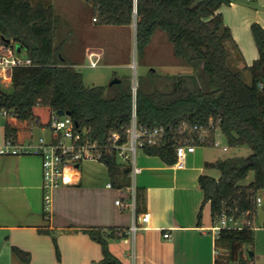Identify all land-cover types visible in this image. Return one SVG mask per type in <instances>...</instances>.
<instances>
[{"label": "trees", "instance_id": "1", "mask_svg": "<svg viewBox=\"0 0 264 264\" xmlns=\"http://www.w3.org/2000/svg\"><path fill=\"white\" fill-rule=\"evenodd\" d=\"M87 1H92L97 24L135 25L140 57L156 32L163 30L174 45V54L193 68L191 74L177 75H162L151 68L139 76L138 122L171 128L163 143L144 149L147 154L171 165L177 162L176 146L184 136L194 135L197 146H213L194 130L179 133L184 122L202 128L213 125L212 139L216 128L230 146L248 145L252 149L248 157L229 156L206 162L205 167L219 170L220 177L202 174L200 185L215 222L228 215L243 223L241 228L221 229L215 240V264H254L248 247L255 241L253 218L259 191L264 190V27L252 24L259 56L240 70L229 64L226 42L233 34L220 12L232 0ZM57 19L51 2L0 0V37L14 40L22 46L21 52L33 59V65L13 70L10 93L4 92L0 84V109L7 112L6 139L22 143L34 136L36 128H48L54 111L65 110L80 127L91 128L92 139L107 146L102 163L113 184L130 188L132 167L119 163L117 151L110 146V135L117 132L121 143L127 141L134 108L132 80L123 77L113 85L86 86L83 73L64 56V42L60 47L55 44ZM246 71L250 81L246 80ZM252 171L254 180L242 184ZM145 210L144 190L137 188V215ZM201 216L202 212L200 220ZM85 231L102 245L103 264H123L111 253L107 240L126 236L124 231ZM13 250L19 256L27 255L25 262L29 261L28 253L17 247Z\"/></svg>", "mask_w": 264, "mask_h": 264}, {"label": "crops", "instance_id": "2", "mask_svg": "<svg viewBox=\"0 0 264 264\" xmlns=\"http://www.w3.org/2000/svg\"><path fill=\"white\" fill-rule=\"evenodd\" d=\"M220 12L233 34L226 42L229 64L243 70L259 56L251 26L257 22L264 27V0H232ZM70 43L66 37L63 54L75 66ZM81 47L82 56L94 58L98 54L91 53L88 46ZM5 141L4 122L0 123V145ZM218 159L224 158L208 146H197L184 165H170L139 149L136 164L142 170L133 178L132 186L136 191L144 190L146 210L140 215L148 213L150 220L144 224L139 221L142 228L134 234L129 231L139 215L137 207L129 206L132 192L114 184L107 186L112 182L107 167L102 177L84 179L81 173L78 184L56 187L51 213H46L41 157L0 155V264H103L102 245L85 231L91 228L126 233L107 240L111 253L123 264H215V221L210 203L205 202L200 176L208 174L206 162ZM118 199L123 205L116 203ZM167 232L170 238L164 237ZM120 244L131 249L126 252ZM13 247L28 253L29 261L25 262L28 256H19ZM126 256L133 258L127 260Z\"/></svg>", "mask_w": 264, "mask_h": 264}, {"label": "rangeland", "instance_id": "3", "mask_svg": "<svg viewBox=\"0 0 264 264\" xmlns=\"http://www.w3.org/2000/svg\"><path fill=\"white\" fill-rule=\"evenodd\" d=\"M42 2H51L57 15L58 27L55 34V44L60 47L65 38L71 39L68 46L69 51L74 52V58L77 65L76 69L81 71L84 76L86 86L110 84L112 79L118 77H129L132 80V86L138 85L139 76L145 75L151 68L162 75H177L193 73L192 66L185 63L184 60L174 54V45L168 39L163 30H158L156 37L146 49L145 55L140 57L137 52L136 27L99 25L95 20L92 1L87 0H33ZM81 46L89 48L91 53H98L94 58L88 54L81 55L79 51ZM17 52H21L22 46L14 43ZM246 80H251V75L246 74ZM2 89L6 93L12 91V83L3 84ZM5 122V116H0V123ZM34 136H44L49 138L48 129L36 128ZM216 140L221 147L208 146L209 150L220 158L229 156L248 157L252 149L248 145L230 146L225 135L218 130L215 135ZM228 146L230 151H223L222 147ZM106 166L99 161H84L81 166V173L86 179L96 176L102 177ZM106 173V172H105ZM208 174L214 177H220V171L217 169H208ZM91 176V177H90ZM88 178V179H89ZM255 178L252 171L248 177L242 181V184H249ZM258 196L262 199L258 205L253 224L255 227V242L249 246L254 252L250 257L255 264H264V190ZM120 248L130 250V246L120 244ZM134 249L131 251V255ZM126 256L127 260L133 257Z\"/></svg>", "mask_w": 264, "mask_h": 264}, {"label": "built area", "instance_id": "4", "mask_svg": "<svg viewBox=\"0 0 264 264\" xmlns=\"http://www.w3.org/2000/svg\"><path fill=\"white\" fill-rule=\"evenodd\" d=\"M96 20V18H95ZM15 41L10 39L9 42L0 37V84L12 83L13 70L17 67H28L33 65V59L26 53L17 52L14 48ZM263 86V84H261ZM137 87H133L134 108L131 120V125L128 128L127 141L120 142V134L113 132L110 135V146L117 151V158L122 165H130L132 167V180L137 173L142 169L136 164V153L139 149H145L147 146L158 145L163 143L169 135L170 127L164 125L146 126L138 122L136 113ZM5 109H0V116H6ZM202 128L198 125L191 126L188 122L182 123L178 131L182 135L190 130H194L204 135L209 142L213 143L214 147H221L218 140L212 139L211 129ZM50 131L49 138L33 136L22 143L15 142L12 138H7L0 145V155H38L42 159L43 177V201L44 211L51 213V202L53 191L61 185H74L80 182L81 166L84 161H99L102 162L105 156L106 145L102 144L97 139L91 138V128L88 126L80 127L69 114L60 115L58 111H54L51 124L48 128ZM215 130H219L216 129ZM197 149L196 137L194 135L182 137L177 146V162L180 166L184 165L185 160L190 153H194ZM224 151L229 150L228 146L222 147ZM107 186L112 187L113 182H108ZM131 203L134 210L137 207V191L131 186ZM261 198L257 197L258 205L261 203ZM118 205H123L122 200L116 201ZM150 215L148 213L135 217L134 223L130 228V233L142 227V224L149 222ZM252 224L251 221L248 222ZM243 223L236 220L232 216L223 215L212 227V230L218 235L222 228H241ZM165 238H170L169 232L164 234ZM218 252V251H217ZM216 252V253H217ZM99 264V263H97Z\"/></svg>", "mask_w": 264, "mask_h": 264}, {"label": "water", "instance_id": "5", "mask_svg": "<svg viewBox=\"0 0 264 264\" xmlns=\"http://www.w3.org/2000/svg\"><path fill=\"white\" fill-rule=\"evenodd\" d=\"M3 39H4V41H6V42H9V41H10L9 38H3ZM263 71H264V69H263ZM119 82H121V79L118 78V77H116V78L112 79V81L110 82V85H113V84H115V83H119ZM58 113H59L60 115H64V114H69V115H71L70 112H67V111L62 110V109H61V110H58ZM76 124L79 125L78 122H76ZM248 252H249L250 257H253V256H254V252H253L252 250H248Z\"/></svg>", "mask_w": 264, "mask_h": 264}]
</instances>
